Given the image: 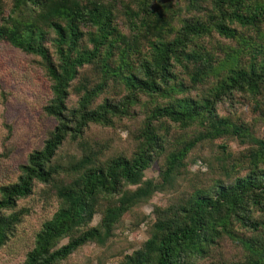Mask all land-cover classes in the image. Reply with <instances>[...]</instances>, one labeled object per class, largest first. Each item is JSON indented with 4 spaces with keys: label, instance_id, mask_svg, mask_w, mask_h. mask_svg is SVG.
I'll list each match as a JSON object with an SVG mask.
<instances>
[{
    "label": "trees",
    "instance_id": "obj_1",
    "mask_svg": "<svg viewBox=\"0 0 264 264\" xmlns=\"http://www.w3.org/2000/svg\"><path fill=\"white\" fill-rule=\"evenodd\" d=\"M0 45L48 82L56 122L0 184V248L39 183L56 209L23 264L106 247L156 193L116 264H264V0H0Z\"/></svg>",
    "mask_w": 264,
    "mask_h": 264
},
{
    "label": "rangeland",
    "instance_id": "obj_2",
    "mask_svg": "<svg viewBox=\"0 0 264 264\" xmlns=\"http://www.w3.org/2000/svg\"><path fill=\"white\" fill-rule=\"evenodd\" d=\"M20 52L0 45V153L6 154L0 162V184L16 180L19 167L26 163L28 155L42 148L48 132L56 122L47 117L43 107L49 98L48 82L33 79L34 75L27 73V63ZM72 96L69 104L73 103ZM237 106L249 113L251 107L245 98L240 99ZM92 133L103 136L107 129L93 126ZM122 140L126 139L127 132L118 130ZM200 163L192 166V170L200 167ZM159 163L155 162L145 171L146 179L158 178ZM42 184H37L35 193L17 202L16 210L28 209L22 217L16 236L0 248V264H23L26 253L32 248L34 236L46 219L50 218L56 209V203L48 199L41 192ZM168 196L156 193L150 202L140 211L147 216L140 224L136 225L135 216L126 217L115 237L106 247L95 244L84 246L62 264H116L124 253H131L138 249L148 228L155 205L164 206ZM99 218H95L94 223ZM66 243L63 240L60 245ZM122 254V255H121Z\"/></svg>",
    "mask_w": 264,
    "mask_h": 264
}]
</instances>
